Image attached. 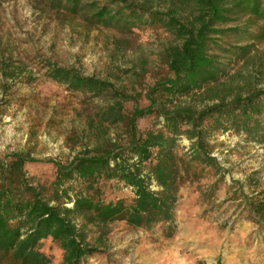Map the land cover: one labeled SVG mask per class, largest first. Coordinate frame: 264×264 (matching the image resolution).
Returning <instances> with one entry per match:
<instances>
[{"label":"rangeland","instance_id":"374dc122","mask_svg":"<svg viewBox=\"0 0 264 264\" xmlns=\"http://www.w3.org/2000/svg\"><path fill=\"white\" fill-rule=\"evenodd\" d=\"M92 1L97 0H83L74 13L64 1L52 5L51 0H0V162L10 161L16 152L30 155L37 162L26 164L27 175L45 185L56 178V167L49 161L67 164L87 148L111 141L126 145L131 137L125 123L108 127L106 139L97 140L89 123L97 124L100 108L113 99L70 91L47 76L50 65L112 83L132 98L124 104L126 119L136 106L147 108V93L170 77L164 51L176 45L175 37L160 24H96L87 18L93 11L81 10ZM170 4L151 3L164 12ZM216 27H241L247 33L213 36L220 47L212 53L219 56L226 74L210 86L214 90L196 91L174 104L202 109L220 96L230 100L234 93L264 89L262 24L246 15ZM166 106L172 104L167 101ZM136 126L138 135L161 130V118L155 113ZM179 144L181 154L190 146L185 138ZM207 145L219 165L198 168L196 177L183 184L173 224L150 230L131 228L121 220L107 228L88 226L87 242L97 252L81 264H264V223L254 222L248 208V199L264 193V138L217 130L208 135ZM103 185L107 202L132 197L111 182ZM43 250L52 264H63V251L54 242L44 241Z\"/></svg>","mask_w":264,"mask_h":264},{"label":"trees","instance_id":"16d2710c","mask_svg":"<svg viewBox=\"0 0 264 264\" xmlns=\"http://www.w3.org/2000/svg\"><path fill=\"white\" fill-rule=\"evenodd\" d=\"M63 1L77 13L83 0H51V4ZM150 2L97 0L82 7L94 12L88 20L109 28L121 22L128 27L162 25L176 40L164 51L170 77L147 93V108L136 106L126 119L124 104L132 98L112 83L50 65L47 76L70 91L113 99V104L100 108L97 124L89 123L97 140L106 139L108 127L125 123L131 137L126 145L111 141L108 146L87 148L67 164L49 161L56 167L51 185L28 177L26 164L37 161L26 153H13L10 161L0 162V264H52L43 250L46 240L63 251V264H81L97 252L87 242L88 226L107 228L121 220L131 228L150 230L173 224L183 184L196 177L198 168L219 165L207 145L210 133L234 130L264 138V89L234 93L230 100L220 96L202 109L174 104L196 91L214 90L210 86L219 84L226 73L219 56L212 53L220 47L213 36L247 33L241 27L223 31L216 26L250 15L264 32V0H171L165 12L154 10ZM163 98L172 104L170 108L167 101L160 102ZM155 113L162 129L138 135L137 121ZM183 138L190 146L181 154ZM108 182L119 192L129 190L132 197L107 202L103 184ZM248 208L254 222L264 223L263 192L248 199Z\"/></svg>","mask_w":264,"mask_h":264}]
</instances>
